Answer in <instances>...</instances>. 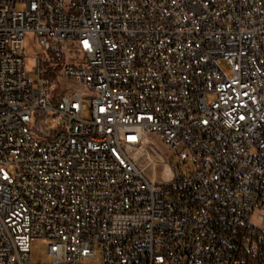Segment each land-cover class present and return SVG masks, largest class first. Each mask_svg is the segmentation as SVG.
<instances>
[{
  "label": "built area",
  "instance_id": "obj_1",
  "mask_svg": "<svg viewBox=\"0 0 264 264\" xmlns=\"http://www.w3.org/2000/svg\"><path fill=\"white\" fill-rule=\"evenodd\" d=\"M40 238L48 264H264V0H0V264Z\"/></svg>",
  "mask_w": 264,
  "mask_h": 264
},
{
  "label": "rangeland",
  "instance_id": "obj_2",
  "mask_svg": "<svg viewBox=\"0 0 264 264\" xmlns=\"http://www.w3.org/2000/svg\"><path fill=\"white\" fill-rule=\"evenodd\" d=\"M17 8L19 10H23L25 9V5L19 4ZM42 53H43V49L40 46L36 35L34 33H28L24 39V56L26 60V68L32 72L33 77H37L36 73L33 70V68L36 65L34 62V58ZM212 98H213V95H209V99L211 100ZM87 115L88 114L86 113L85 116ZM48 122L50 123L51 120H49ZM164 149L167 150L166 147H164ZM167 153L169 154L168 150H167ZM173 160L177 162L180 168L184 167L183 162L179 160L178 156H175ZM155 163H156V166L154 168H149V172L153 174V171L156 170V177L158 179H160L159 177L160 175L166 176V173H165V171H167L166 164L160 159H158V161ZM256 218H257V213H255V216H254V222L257 223ZM49 244H50V240L44 239V238L36 239L32 242L31 254H32V259L34 262L39 263V264H48L52 262L51 257L49 255ZM96 254H97V258H90L87 261L89 263H98L99 259L102 256V252L99 247H97Z\"/></svg>",
  "mask_w": 264,
  "mask_h": 264
}]
</instances>
